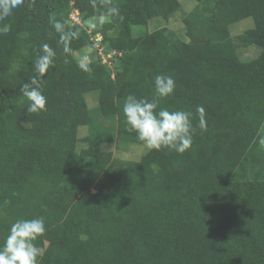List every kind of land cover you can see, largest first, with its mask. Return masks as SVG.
<instances>
[{"label":"trees","instance_id":"1","mask_svg":"<svg viewBox=\"0 0 264 264\" xmlns=\"http://www.w3.org/2000/svg\"><path fill=\"white\" fill-rule=\"evenodd\" d=\"M80 2L88 17L106 10L101 0L95 8ZM111 4L124 19L94 31L103 33L101 45L123 52L113 67L87 29L70 24L69 0H24L0 21L11 26L0 35V245L17 219L43 217L46 232L34 242L39 264H264V0H197L190 11L180 0ZM177 13L187 41L168 28L131 34ZM247 18L253 27L233 34ZM54 21L76 33L70 53ZM121 28L126 35L109 33ZM44 43L56 52L37 77L46 110L30 113L21 88L37 75ZM86 46L95 55L87 71L76 57ZM248 46L259 52L242 58ZM158 74L175 79L166 98L155 97ZM128 95L155 100L157 110L191 112V148L130 160L104 150L111 138L122 151L143 144L125 122ZM198 106L207 131L197 126Z\"/></svg>","mask_w":264,"mask_h":264},{"label":"clouds","instance_id":"2","mask_svg":"<svg viewBox=\"0 0 264 264\" xmlns=\"http://www.w3.org/2000/svg\"><path fill=\"white\" fill-rule=\"evenodd\" d=\"M24 0H0V21H3L13 13V9L23 5ZM106 10L101 12L99 18L90 17L85 21L88 29L94 30L114 17L123 20L120 9L111 4V0H101ZM93 8L97 6V0H90ZM64 24L54 21V28L61 33L63 51L70 53L71 39L76 36L75 32H65ZM11 30L8 24L0 25V35ZM55 50L47 43L40 46L37 58L33 62L36 72L30 82L25 83L21 92L28 101L27 111L38 113L46 110L47 98L43 94L37 77H43L54 63ZM88 57H84L87 61ZM80 67L87 71L88 64L81 62ZM176 88L175 79L171 75L158 74L154 78L155 97L166 98L172 95ZM153 101L139 98L136 95H128L123 102V114L128 131L135 132L139 142H142L147 150L168 149L177 153H184L191 148L193 135L196 127L192 123V113L184 110H169L159 108ZM198 114V128L207 131V121L203 106L196 108ZM259 148L264 150V135L258 140ZM46 232L43 217L32 219L20 218L10 226L9 233L0 245V264H39L38 258L41 249L36 247L35 241Z\"/></svg>","mask_w":264,"mask_h":264},{"label":"rangeland","instance_id":"3","mask_svg":"<svg viewBox=\"0 0 264 264\" xmlns=\"http://www.w3.org/2000/svg\"><path fill=\"white\" fill-rule=\"evenodd\" d=\"M59 1L60 4L64 6L66 0H57ZM76 3L81 8V0H72ZM181 4L183 5V8L187 11L192 10L195 5L197 4V0H180ZM82 9V8H81ZM71 10V0H69V11ZM68 11V12H69ZM87 12H83L82 10V15L84 18V22L90 18L86 15ZM100 15L92 16L99 18ZM68 22V21H67ZM161 22V17H155L151 19L149 25H137L133 26L131 29V34L135 38H139L142 36H145L146 33H153L158 31L159 29L163 30L164 28L171 29L177 37L182 39L183 41H187V36H186V29H185V24L183 22L182 16L180 13L175 14V16L169 21H165L162 23ZM71 24V23H70ZM72 25V24H71ZM250 26L253 27V19L252 18H247L245 20H241L233 25V34H238L240 32H243L244 30L248 29ZM168 32V31H167ZM110 34H116L120 36H124L127 34L126 28H121L120 30L117 29H112L109 31ZM259 52V49L256 46H248L245 48L239 49L240 56L242 58L246 57H255ZM87 56L88 59L87 61H84V57ZM76 57L79 60V63L83 62H90L93 57H95L94 52L91 50L89 46H86L82 50H79L76 52ZM88 102L91 107L95 106L98 104V100L95 96L89 95L88 96ZM86 128H83L81 131V138H86L85 134ZM85 141H81L80 145L83 146L85 145ZM102 148L106 151H109L112 156H116L117 158H123V159H139L145 152H146V147L143 144H135L133 146H130L126 148L124 151L121 149H118L116 146V142L114 138H111L110 140H106L102 142Z\"/></svg>","mask_w":264,"mask_h":264},{"label":"built area","instance_id":"4","mask_svg":"<svg viewBox=\"0 0 264 264\" xmlns=\"http://www.w3.org/2000/svg\"><path fill=\"white\" fill-rule=\"evenodd\" d=\"M70 23L74 25H80L87 29V31L91 34V39L96 43L97 48L99 49V53L102 57V61L104 64H107L113 67L116 63L118 57L123 55V52L117 49H114L107 45H101L104 41V35L101 31L90 30L86 27L84 18L82 15V9L76 5L74 1L71 0V10L69 12ZM106 49L108 50L106 52Z\"/></svg>","mask_w":264,"mask_h":264},{"label":"crops","instance_id":"5","mask_svg":"<svg viewBox=\"0 0 264 264\" xmlns=\"http://www.w3.org/2000/svg\"><path fill=\"white\" fill-rule=\"evenodd\" d=\"M261 135H264V124H263V126H262V128H261V131H260V136Z\"/></svg>","mask_w":264,"mask_h":264}]
</instances>
